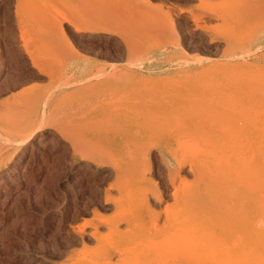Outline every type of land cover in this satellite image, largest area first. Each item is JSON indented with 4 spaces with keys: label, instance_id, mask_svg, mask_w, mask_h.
<instances>
[{
    "label": "rangeland",
    "instance_id": "obj_1",
    "mask_svg": "<svg viewBox=\"0 0 264 264\" xmlns=\"http://www.w3.org/2000/svg\"><path fill=\"white\" fill-rule=\"evenodd\" d=\"M14 1L27 54L0 53V264H187L195 215L224 195L213 215L237 225L205 234V258L247 264L257 243L248 228L264 221L261 210L251 224L264 205V159L252 175L257 211L250 169L225 184L263 154L264 135L247 139L264 132V0H196L190 23L172 6L194 0L132 9L124 38L99 39L109 55L39 54L59 0ZM14 1L0 0V37Z\"/></svg>",
    "mask_w": 264,
    "mask_h": 264
},
{
    "label": "crops",
    "instance_id": "obj_2",
    "mask_svg": "<svg viewBox=\"0 0 264 264\" xmlns=\"http://www.w3.org/2000/svg\"><path fill=\"white\" fill-rule=\"evenodd\" d=\"M51 1L57 3L56 0ZM160 1L161 0H59L58 6L61 11L60 18L52 15L49 18H43L46 24V32L38 36V38L48 40L51 46L47 47L48 50L46 51L43 50L38 52L39 54L109 55V53H111L109 51L110 47L99 46V39L114 41L116 38H124L125 36L122 32H127L128 30L127 23L131 20L132 9L135 11V15L141 13L146 15L151 14L153 10L157 8V3ZM195 2L196 0L193 2L182 1L175 4L172 6V16L175 20L180 18L181 20L187 19L189 23L192 22L190 11L194 8ZM14 7L15 1L12 5L10 21H5L2 26L0 53L27 54L25 47L22 46V37L20 35L17 18L14 14ZM73 14L79 15V17L73 18L80 26L78 28L71 20H68L73 17ZM127 18H129V20H127ZM40 22L41 20H36L35 24L40 25ZM196 30L207 32L204 28H196ZM4 31L6 35H3ZM26 31L29 34L37 33V31L33 30L31 27H26ZM163 31L167 34L172 32L168 27L163 28ZM63 34L72 40V46L63 43ZM14 43L15 45H13ZM105 60L108 62V65L112 63L111 65L114 67L123 64L122 61H118L115 57H107ZM145 64L154 65L152 62ZM130 69L133 70L134 68ZM64 132L68 133L69 131Z\"/></svg>",
    "mask_w": 264,
    "mask_h": 264
},
{
    "label": "bare ground",
    "instance_id": "obj_3",
    "mask_svg": "<svg viewBox=\"0 0 264 264\" xmlns=\"http://www.w3.org/2000/svg\"><path fill=\"white\" fill-rule=\"evenodd\" d=\"M245 12V11H244ZM247 13V12H246ZM100 28V27H99ZM102 29V28H101ZM33 55H37V54H34V53H32V54H30V58H31V61H32V64H33V67L35 66V67H37V70H38V72H40L41 73V71H42V73L43 72H47L48 71V69H47V65H45L46 66V68H44V67H40L39 66V62H38V60L39 59H36ZM58 55V54H57ZM38 56H40V55H38ZM42 63V62H41ZM50 64V63H49ZM39 66V67H38ZM48 73V72H47ZM264 93V92H263ZM253 127V126H252ZM260 127H262V126H260ZM262 130L263 129H259V132H257V131H253L252 130V132H250V131H248V133H250V136L248 137V142H250L251 143V140H252V143H254L255 141H257V139L256 140H254V138H256L255 137V134H257V135H259V134H261V135H264V132H262ZM261 131V132H260ZM240 134H243V132H240ZM245 135L247 134V132H245L244 133ZM243 134V135H244ZM247 135H249V134H247ZM246 135V136H247ZM251 139V140H250ZM253 140H254V142H253ZM259 140V139H258ZM245 141H246V138H245ZM245 144H246V142H245ZM245 144H244V146L243 147H245ZM249 144V143H248ZM254 145V144H253ZM237 147V153H238V151H239V149L241 148V147H238V146H236ZM256 148H257V146H255ZM245 149H247V147L245 148ZM257 150H260V149H258L257 148ZM230 151V150H229ZM251 152H253V151H250V155H248L247 157L249 158H252L253 156H251V154H253V153H251ZM257 152V151H256ZM232 153V152H231ZM229 155V154H228ZM240 156H241V154H239ZM246 156V155H245ZM248 158H247V161H248ZM259 158L261 159H264V149H263V154H261V155H256L255 157H253V164L255 165L254 167H253V169H251V168H248L247 166V163H250L251 164V162H247L246 163V165H244L245 167H239V169H237V171H235V173L233 174V176H232V174L231 175H229V177H228V179L227 180H229V182H228V184L226 183L225 185L227 186V185H235V183H233V182H235L236 181V179L238 178V176H242L243 178H241V179H243V180H245L246 178L244 177V176H246V175H248L247 174V170L248 169H250V170H248V171H250V174L248 175V176H251V178L249 177V179H250V181H251V187L250 188H252V189H250V195H252V197L250 198V200H248V201H251L252 200V202H253V205H254V203H255V201L256 202H258L257 201V197L259 196V191H258V196L256 195V194H252L253 193V191L254 190H257L259 187H257L256 185L257 184H260V182H259V177L257 178V180H255L254 179V177H257V175L255 174L256 173V170H257V172H259L260 171V169L258 170V167H259V164H257V160H259ZM262 159H261V162H262ZM264 163V162H263ZM257 164V165H256ZM181 168V166L179 165L178 166V168ZM246 167H247V169H246ZM255 167H257L256 168V170H254L255 169ZM241 168V169H240ZM236 169V168H235ZM246 169V170H245ZM252 170V171H251ZM253 170H254V172H253ZM225 171V170H224ZM224 171H223V173H224ZM228 171V170H227ZM230 172H232V171H230ZM251 172H252V174H251ZM262 172V171H261ZM260 172V173H261ZM244 173V174H243ZM245 173H246V175H245ZM254 173V174H253ZM238 174V175H237ZM240 174V175H239ZM244 176H243V175ZM258 174V173H257ZM254 177H253V176ZM231 176V177H230ZM248 176H246V177H248ZM233 177H235L234 179H235V181L232 179V181H231V178H233ZM263 177V178H262ZM260 179V181H261V183L262 182H264V175L262 176ZM221 178H222V176H221ZM238 180H239V178H238ZM248 180V179H247ZM246 180V181H247ZM222 181V180H221ZM258 183H257V182ZM120 182V181H119ZM232 182V183H231ZM247 182H249V181H247ZM247 182H246V184H247ZM257 183V184H255V183ZM224 183H225V181H224ZM223 183V184H224ZM218 184H219V182H218ZM220 184H222L221 182H220ZM119 185V184H118ZM243 184H241L240 186H242ZM262 185V184H261ZM221 186H223V185H221ZM221 186H219V187H221ZM233 186H231V187H233ZM263 186H264V183H263ZM225 187V186H224ZM228 187H230V186H228ZM230 187V190L232 189ZM236 187V186H235ZM234 187V188H235ZM249 187V186H248ZM257 187V188H256ZM239 188V187H238ZM238 188H237V190H238ZM254 189V190H253ZM232 192V191H231ZM262 192H264V190L262 191ZM230 193V192H229ZM238 193V192H237ZM223 194V193H222ZM228 194V193H227ZM232 194V193H231ZM233 195V194H232ZM253 195H256V199H254V201H253ZM262 195V194H261ZM225 197H219L220 198V200L218 201L217 200V198L216 199H213V200H215V201H217V202H214L213 200L211 201V202H209L208 200V203H205L206 205L207 204H209L210 203V205L212 206V202H214V204H215V206L213 205L210 209H206L207 208V206H205L204 208L205 209H203L201 212V214L200 215H195V218H194V220H196L197 222V224L195 223V227L197 228V230H196V228L194 229L195 230V233L197 234V237L198 238H196L195 236V240H192V241H195V243H196V241L198 242V240H199V238H200V242H198V244H200V245H202V246H200V245H198L199 247H197V244L195 245V243L193 244V246L195 245V247H197V248H194L193 246H191V248H190V250H188L187 252V255H189V256H186V253L184 254V258L185 259H188L189 258V261H188V263L187 264H207V261H206V252L208 251H206V247H208L207 245H208V243L205 245L204 243H206V241H205V239H206V235L205 234H207L208 233V231L209 230H211V229H214V230H220V229H226V228H228V227H231L232 228V226L234 225V223H235V220L237 219L236 218V216H235V220H234V218H231V215H230V218L229 219H227V217L224 219V217H222V216H215V215H213L214 213L213 212H215L216 210H214L215 208H218L220 205H222V204H224V201H228L229 202V200H226L227 199V197H226V195H224ZM235 196V195H234ZM239 195H237V196H235V201H237L239 204L240 203H242V202H239L240 200L241 201H243L242 199H237V197H238ZM231 197V196H230ZM240 198H242V196H239ZM146 198V197H145ZM222 198V199H221ZM224 198H226V199H224ZM233 198V197H232ZM261 198V197H260ZM144 199V198H143ZM224 199V200H223ZM237 199V200H236ZM109 200V198H106V201H108ZM234 200H233V202H234ZM239 200V201H238ZM231 201V200H230ZM232 202V206H233V204L235 203H233ZM147 202H145V204H146ZM212 203V204H211ZM227 202H225V204H226ZM238 203H237V205H238ZM262 203H264V200H263V198H262ZM229 204V203H228ZM223 206H225V205H223ZM226 206H227V204H226ZM229 206H231L230 204H229ZM239 206V205H238ZM252 206V205H251ZM236 207V206H235ZM257 207H258V204L257 203H255V210L257 211ZM264 205H261L260 206V210H259V207H258V211L257 212H254V217H255V219H253L252 218V221H251V224L253 223V221L256 223V220L260 217H256V213H258V212H262V211H264ZM237 208V207H236ZM212 209L214 210V211H212ZM220 209V208H219ZM233 210H234V208H232ZM227 210V209H226ZM230 210V211H229ZM262 210V211H261ZM218 211V210H217ZM233 212V211H231V209L228 207V210H227V213L229 214V212ZM253 212V211H252ZM225 213H226V211H225ZM226 213V214H227ZM264 213V212H263ZM262 213V214H263ZM211 214L213 215L212 217H211ZM234 214V213H233ZM251 215H253V214H251ZM264 215V214H263ZM234 216V215H233ZM232 216V217H233ZM216 217V218H215ZM224 219H222V218ZM229 217V216H228ZM264 217V216H263ZM215 218V219H214ZM257 218V219H256ZM262 218V217H261ZM261 218H259V221L261 222V221H263L264 219H261ZM261 219V220H260ZM258 221V220H257ZM259 223V222H258ZM262 223H264V221L263 222H261V224L259 225V228H257V226L256 225H252V226H249V232L251 233V237H250V239L252 240V242H254V243H256V245L254 246V248H253V251L251 250V253L249 252V256H250V260L248 259V258H246L248 261H247V264H262V262L264 261L263 259V256H264V251H263V248L261 249L260 247L261 246H259V244L260 245H264L262 242L264 241V224H262ZM236 225H237V223H235ZM198 227H197V226ZM261 225H263V227H261ZM256 228H255V227ZM261 227V228H260ZM231 228H228V229H231ZM216 230V231H217ZM249 232H246L247 234H250ZM92 235L94 236V237H96V233L95 232H93L92 233ZM205 236V237H204ZM208 236V235H207ZM202 238V239H201ZM198 239V240H197ZM204 239V240H203ZM216 239V238H215ZM205 241V242H203V241ZM258 241H262L261 243H258ZM215 242V241H214ZM203 243V244H202ZM210 245V244H209ZM202 247V248H201ZM214 247V246H213ZM261 249V253H260V250L258 249ZM212 248V247H211ZM255 248H257V249H255ZM192 249V250H191ZM208 249V248H207ZM259 250V251H258ZM186 251V250H185ZM256 251V252H255ZM212 252V251H211ZM253 252V253H252ZM261 254V255H260ZM213 255H214V253H213ZM209 256V255H208ZM210 256H211V254H210ZM249 256H247V257H249ZM213 259V258H212ZM216 262V261H215ZM209 264V263H208ZM215 264H218V263H215ZM221 264V263H220Z\"/></svg>",
    "mask_w": 264,
    "mask_h": 264
}]
</instances>
